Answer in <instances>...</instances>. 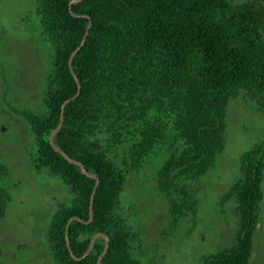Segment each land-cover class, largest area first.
<instances>
[{"label":"trees","instance_id":"16d2710c","mask_svg":"<svg viewBox=\"0 0 264 264\" xmlns=\"http://www.w3.org/2000/svg\"><path fill=\"white\" fill-rule=\"evenodd\" d=\"M69 2L38 0L35 8L39 35L34 42L48 50L40 107L13 105V86L2 101L28 125L34 168L67 189L68 198L58 202L47 226V250L54 264H97L105 246L99 237L86 257L71 254L67 222L73 216L89 220L96 180L50 142L63 102L77 92L69 58L91 18L87 39L73 59L81 93L66 105L55 135L57 145L100 179L93 219L71 223V247L82 256L92 236L103 232L110 246L102 264H154L142 260L147 245L130 219L132 207L124 212L121 205L128 176L154 165V190L169 205L168 225L177 231L189 214L197 223L193 185L215 167L226 147L230 104L253 102L264 113V0H82L72 7L78 15ZM240 165L241 176L220 198L221 204L236 203L235 238L203 255L201 264H254L264 143L244 151ZM8 177V166L0 163V211L10 198Z\"/></svg>","mask_w":264,"mask_h":264},{"label":"rangeland","instance_id":"374dc122","mask_svg":"<svg viewBox=\"0 0 264 264\" xmlns=\"http://www.w3.org/2000/svg\"><path fill=\"white\" fill-rule=\"evenodd\" d=\"M37 2L0 0V163L9 168L5 187L10 195L0 211V264H54L45 233L58 202L68 198L60 180L34 168L29 158L33 148L28 125L2 102L11 93L15 106L25 102L35 108L41 105L48 50L34 42L39 35ZM10 86L13 88L6 93ZM228 121L225 149L215 167L193 185L198 201L196 224L189 214L177 231L168 225L169 205L154 190V165L128 176L121 205L124 212L132 207L130 219L146 241L143 261L201 264L203 255L233 242L236 203L231 199L221 204L220 198L241 176L240 155L256 143H264V113L253 102L234 100ZM255 241L253 262L264 264V200Z\"/></svg>","mask_w":264,"mask_h":264},{"label":"water","instance_id":"95a60500","mask_svg":"<svg viewBox=\"0 0 264 264\" xmlns=\"http://www.w3.org/2000/svg\"><path fill=\"white\" fill-rule=\"evenodd\" d=\"M82 0H70L69 2V8H70V11L72 14L74 15H78L76 13L73 12V4L77 3V2H80ZM82 16L84 17H88L90 18L89 15H86V14H83ZM92 26V20L90 18V22L88 23V26L85 30V33H84V36H83V39L81 41V43L79 44V46L76 47V49L72 52L70 58H69V67H70V70L72 72V74L74 75L76 81H77V92L67 98L63 104H62V107H61V116H60V121L58 123V125L56 126V128L52 131V133L50 134V142H51V145L58 151L60 152L68 161H70L71 163H74V164H77L80 166L81 168V171L83 174L87 175L88 177H91V178H94L96 180L95 182V186H94V189H93V192H92V195H91V199H90V218L89 220H83L82 218H80L79 216H73L71 217L68 222H67V225H66V240H67V244H68V247H69V250L71 252V254L76 258V259H82L84 257H86L87 255H89L91 253V251L93 250L94 246H95V242L97 240V238L99 237H104L105 238V246H104V249L102 251V253L99 255L98 257V260H97V264H102V259L103 257L106 255L107 251H108V248L110 246V238L107 234L103 233V232H97L95 233L92 238H91V241H90V244H89V247L88 249L86 250V252L82 255V256H75L73 250H72V247H71V243H70V239H69V231H70V226H71V223L73 222V220H81L85 223H89L91 222V220L93 219V209H94V199H95V195H96V192H97V189H98V186H99V183H100V179H99V176L98 174L96 173H92L90 171L87 170L86 166L78 159L76 158H72L71 156H69L59 145H57L55 143V135L61 130L63 124H64V120H65V107L68 103H70L71 101H73L74 99H76L79 94L81 93V82L79 80V77L77 76V74L75 73L74 69H73V59L76 55V53L82 48V46L84 45L86 39H87V36L90 32V28Z\"/></svg>","mask_w":264,"mask_h":264}]
</instances>
